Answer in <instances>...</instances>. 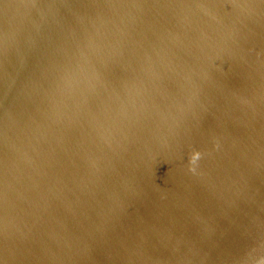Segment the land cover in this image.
Masks as SVG:
<instances>
[{
  "label": "water",
  "instance_id": "1",
  "mask_svg": "<svg viewBox=\"0 0 264 264\" xmlns=\"http://www.w3.org/2000/svg\"><path fill=\"white\" fill-rule=\"evenodd\" d=\"M0 264H264V0H0Z\"/></svg>",
  "mask_w": 264,
  "mask_h": 264
},
{
  "label": "clouds",
  "instance_id": "2",
  "mask_svg": "<svg viewBox=\"0 0 264 264\" xmlns=\"http://www.w3.org/2000/svg\"><path fill=\"white\" fill-rule=\"evenodd\" d=\"M200 153L199 152H193L191 157H190V164H194L195 161L199 158ZM192 170V169H190Z\"/></svg>",
  "mask_w": 264,
  "mask_h": 264
}]
</instances>
